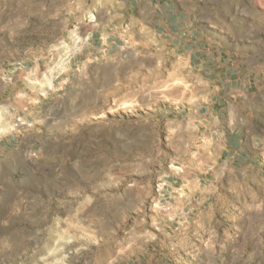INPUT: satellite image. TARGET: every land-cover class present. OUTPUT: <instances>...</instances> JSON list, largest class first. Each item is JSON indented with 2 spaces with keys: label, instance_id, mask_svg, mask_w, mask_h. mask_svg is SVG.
Returning <instances> with one entry per match:
<instances>
[{
  "label": "rangeland",
  "instance_id": "obj_1",
  "mask_svg": "<svg viewBox=\"0 0 264 264\" xmlns=\"http://www.w3.org/2000/svg\"><path fill=\"white\" fill-rule=\"evenodd\" d=\"M261 69L264 0H0V264H264Z\"/></svg>",
  "mask_w": 264,
  "mask_h": 264
},
{
  "label": "crops",
  "instance_id": "obj_2",
  "mask_svg": "<svg viewBox=\"0 0 264 264\" xmlns=\"http://www.w3.org/2000/svg\"><path fill=\"white\" fill-rule=\"evenodd\" d=\"M258 72V76L264 74V69L261 70H250L243 74V78L239 76L233 75L232 71H230V78L226 80L225 83H229L230 86H234L235 90L230 95H233L234 103H235V110L236 113L234 117L235 119L241 118H252L254 122H257V119H261L263 114L262 109V100L259 97V91L256 93L255 91L252 92L251 88L252 85L257 88L256 81L254 82L256 73ZM256 80V79H255ZM264 85V82L262 83ZM226 88V87H225ZM224 93V92H223ZM222 95H219L218 102L221 103ZM249 125L241 122H237L233 124V126L225 131L226 133L230 134L231 136H236L239 139V136H243L245 134L250 133ZM0 149L8 147L10 142L7 140H0Z\"/></svg>",
  "mask_w": 264,
  "mask_h": 264
}]
</instances>
